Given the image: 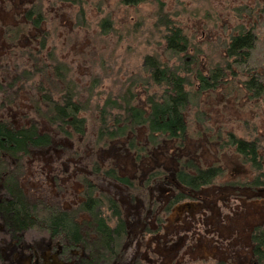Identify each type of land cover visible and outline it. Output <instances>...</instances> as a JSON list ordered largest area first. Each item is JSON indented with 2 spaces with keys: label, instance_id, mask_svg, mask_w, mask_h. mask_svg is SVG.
Wrapping results in <instances>:
<instances>
[{
  "label": "trees",
  "instance_id": "16d2710c",
  "mask_svg": "<svg viewBox=\"0 0 264 264\" xmlns=\"http://www.w3.org/2000/svg\"><path fill=\"white\" fill-rule=\"evenodd\" d=\"M8 1L12 5L11 0H0V13ZM235 1L225 4L219 20L211 15V7L204 12L206 26L222 32L224 39L219 41V60L208 64V74H203L199 68L203 49L193 45L186 20L177 19L166 2L117 0L119 6L136 13L124 27L126 35L142 31L144 46L155 52L143 54L141 68L132 78L129 73L121 75L116 83L110 80L111 64L105 75L89 67L79 77L77 60L63 56L59 25L53 20L58 5L75 14L72 26L80 30L91 28L106 38L126 37L112 17L101 18L92 29L87 0H16L7 18L0 14V264H36V257L46 255L56 243L64 247V257L73 251L74 261L69 264H172L164 257L148 258V251L131 255L128 251L143 241L162 242L167 226L185 218L212 224L211 206L206 212L202 208L201 218L199 206L208 200L202 192L214 187L221 195L228 192L264 207V121L257 120L255 111L264 103V0ZM143 5H155L150 19L137 15ZM231 12L234 19L229 17ZM150 30L152 42L146 37ZM154 32L160 35L157 40ZM216 91L236 93L250 106L251 117L244 119L248 136L239 137L228 129L223 137L212 135L216 141H211L236 156L246 167L244 174L229 175L219 161L198 165L189 160L185 167L167 168L169 172L149 169L142 178L118 172L113 164L103 168L120 192L124 189L144 199L146 212L136 222L120 193L100 187L96 164L101 163L94 161L88 169L86 162L88 170L76 163L84 168L78 181H74L78 175L60 178L55 173L64 170L63 164L69 170L74 164L59 162L63 157L58 147L68 154L84 146L98 148L122 141L139 160L146 151L143 143L183 140L189 129V105ZM164 181L183 189L176 194L160 192L157 185L163 187ZM75 185L80 189L75 190ZM146 189L161 193L155 214L150 212L155 199L142 195ZM179 205V213L173 214ZM248 229V242L239 247L246 252V261L235 256L238 245L233 244L227 251L219 249V255L205 252L201 264H264V223ZM228 237L232 239V234L224 239ZM206 243L219 248L215 239Z\"/></svg>",
  "mask_w": 264,
  "mask_h": 264
},
{
  "label": "rangeland",
  "instance_id": "374dc122",
  "mask_svg": "<svg viewBox=\"0 0 264 264\" xmlns=\"http://www.w3.org/2000/svg\"><path fill=\"white\" fill-rule=\"evenodd\" d=\"M15 1L11 0L12 5H10V1L5 2L7 9H5L4 13H0L1 16L7 18L10 11H14L15 7L13 3ZM87 1L89 5L87 16L88 20L91 19L92 21V29L101 18L112 17L118 21L119 29L126 35L124 27L129 24L132 15L136 17L134 9H125L119 6L117 0H101V3L100 0ZM163 1L166 2L168 10L178 14L177 19L186 20V27L191 33L193 45L203 49L204 55L200 57L199 68L203 74H208V64L212 66L220 57L218 51L222 42H219L222 38V32H214L211 27L206 26L202 17L206 8L211 7V15L214 14L215 19L219 20L225 9V4L235 0ZM50 7H54V5L51 4ZM154 8L155 5H143L138 10L137 15L142 18L149 17L150 19V12ZM59 13L61 14L59 15ZM229 17L234 19V14L231 12ZM75 19V14H71L70 10L62 5H58L53 10V20L59 25L57 38L62 48L63 56L65 55L67 60L71 62L73 59L77 60L76 63H78L79 67H76L77 64L75 63L74 66L76 75L79 77L89 72V67H92V69L98 70L97 73L101 75H105L106 70L110 69L109 75L112 76L110 80L113 83H116L115 79L120 80L121 75H127L128 73L129 78H132V75L141 68L143 54L155 52V48L144 46L142 31L137 36L133 34L126 35L128 39L123 42L126 37L124 38L121 35L106 38L101 36L97 31L91 30V28L90 30L86 28L80 30L76 26H72V24H75ZM154 34L156 36L154 38L157 40L160 35L156 32ZM146 37L148 41H154L152 30L146 33ZM118 39L122 41L118 42ZM100 56L101 63L98 65L96 62ZM110 64L111 68L107 69ZM236 96H238L236 93L230 95L217 91L216 93L210 92L203 95L196 104H190L187 108L189 129L184 139L179 142L164 141L158 143V145L151 142V145L150 143H143L144 150L146 151L142 152L139 160L136 158V151L130 150L122 141H117L115 144L109 143L98 148L92 146L85 148L84 146L79 152H68V154L66 148L58 147L60 157H63L59 162L74 164L72 170H69V167L63 164L64 170L55 173L60 178H70L72 175H78L75 180L73 179L74 181H78V179L83 177H80V174L84 168H77V164L84 165L85 169L87 167L91 169L92 162L101 163V166L96 164L100 169L98 174L102 184L100 187L110 193H120L123 196L126 206L130 204L132 213L135 215V212H137L135 218L138 221L141 215L146 212L144 199L140 194L136 196L130 195L124 189L120 192L115 186L116 183L106 178L103 168L113 164L117 167L113 168L118 172L127 173L132 177L142 178L149 169L161 168L168 171L167 168H182L186 166L189 160L198 165H207L219 161L222 165H226L225 168L230 172L229 175L232 173L244 174L246 167L238 161L236 156H233L228 150H219L216 143L211 142L216 141V138L212 140V135L214 137L217 135L223 137L228 129L239 137L248 136L246 132L248 131L249 124L244 119L251 117L250 106L246 104V101L238 100ZM255 111L257 120H260L263 124L264 103L259 110L258 107L255 108ZM198 118L203 122L198 121ZM86 162H88L87 167ZM46 169L48 170L47 165ZM93 179L96 178L93 177ZM164 183L163 187L161 184L157 185V188H162L160 192H168L167 190H169V192L176 194L179 189H183L180 185L171 184L168 181H164ZM169 186L170 188H168ZM62 188L63 186L59 190H62ZM74 189L79 190L80 186L75 185ZM217 189L221 190L219 187ZM146 191V193H142L146 200L155 199V203L150 209L151 214H155L162 203L161 201L157 202L161 193L148 191L147 189ZM202 194L208 197V200L199 206L201 209L200 218L208 210V207L211 206L209 213L214 216V222L212 224L207 225L206 222L195 221L191 217L185 218L180 223H183L182 225L167 226L166 231L161 234L162 242L158 240L153 241V243L143 241L139 247L136 245L131 247L128 254L131 255L135 251L138 254L148 251V258L150 256L164 257L172 264H201L202 262L200 260L205 252H212V255L217 253L219 255V249L221 251H227L228 247L234 248L233 244H235L238 245L236 247V256L238 259L246 261V252L241 248L248 242L250 233L248 227L264 223V207L247 202L237 195H229L228 192L221 195L216 191L215 187L205 190ZM136 197H139L141 201H136ZM180 206L175 207L173 214L177 215L179 213ZM182 213L183 211L180 212V214ZM187 223L193 225L192 228H196L197 232L192 231ZM216 224H218L217 228L219 231L214 226ZM211 226L213 227V232H210L212 230L210 228ZM230 233L232 234V239H229V237L228 239H224ZM211 239H215V243L219 248H214L212 244L206 243Z\"/></svg>",
  "mask_w": 264,
  "mask_h": 264
},
{
  "label": "flooded vegetation",
  "instance_id": "af4514ba",
  "mask_svg": "<svg viewBox=\"0 0 264 264\" xmlns=\"http://www.w3.org/2000/svg\"><path fill=\"white\" fill-rule=\"evenodd\" d=\"M136 201H140L138 198H136ZM137 212H135V215ZM140 222V220L136 221ZM73 251H70L66 257H64V247L61 246L60 243H56L54 247H49L48 253H45L46 255H43L41 257H36V264H69V262L74 258ZM233 253H236V250L233 251ZM72 254V257H71ZM70 256V257H69ZM236 256V254H235ZM64 257V258H63ZM69 259V260H68ZM74 261V259H73Z\"/></svg>",
  "mask_w": 264,
  "mask_h": 264
}]
</instances>
